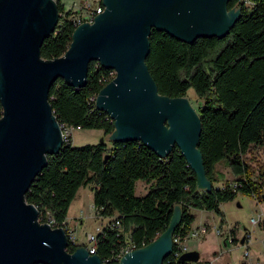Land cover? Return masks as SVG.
<instances>
[{
	"label": "trees",
	"instance_id": "trees-1",
	"mask_svg": "<svg viewBox=\"0 0 264 264\" xmlns=\"http://www.w3.org/2000/svg\"><path fill=\"white\" fill-rule=\"evenodd\" d=\"M234 6L241 14L222 37L200 36L189 42L153 27L146 58L161 93L188 96L193 87L198 94L202 121L198 146L211 191L198 184L197 173L178 144L161 156L139 139L65 143L48 155L47 165L26 190L25 198L37 205L43 221L50 212L61 222L78 189L91 185L96 214H117L124 227L121 234L112 228L99 233L96 252L104 264L120 246L132 242L134 248L141 247L165 231L175 204L181 206L182 216L174 230L173 249L163 264H192L179 259L175 240L176 233L184 239L191 231L194 208L214 210L224 221L221 203L239 192L264 198V165L256 167L247 156L254 145H264V0H229L228 8ZM58 7L62 10L60 0ZM74 30L69 15L61 16L56 29L44 39L41 56L63 55ZM97 63L90 62L85 85L59 77L50 88L49 99L58 120L74 127L103 128L110 135L115 124L94 100L114 76L101 80L104 73L113 71ZM221 164L230 169L232 177ZM138 179L149 183L143 194L136 193Z\"/></svg>",
	"mask_w": 264,
	"mask_h": 264
},
{
	"label": "water",
	"instance_id": "water-1",
	"mask_svg": "<svg viewBox=\"0 0 264 264\" xmlns=\"http://www.w3.org/2000/svg\"><path fill=\"white\" fill-rule=\"evenodd\" d=\"M228 1L104 0L106 8L93 23L75 28L66 52L47 59L41 45L58 24V1L0 0V264H102L99 254L83 246L67 250L64 229L40 222L39 209L25 198L48 155L63 146L50 88L59 77L85 85L92 60L117 70L96 99L114 118L111 140L139 139L161 156L178 144L198 184L211 191L198 146L201 116L188 96L159 91L146 58L153 27L189 42L226 35L241 14L238 7L229 9ZM181 216L175 204L167 229L126 252L120 264H163ZM199 258L198 249L179 255L182 261Z\"/></svg>",
	"mask_w": 264,
	"mask_h": 264
},
{
	"label": "rangeland",
	"instance_id": "rangeland-1",
	"mask_svg": "<svg viewBox=\"0 0 264 264\" xmlns=\"http://www.w3.org/2000/svg\"><path fill=\"white\" fill-rule=\"evenodd\" d=\"M73 1L74 0H61L66 9H69L72 6ZM188 94L192 104L197 109L200 101L197 92L191 87ZM102 137H104V140H106L108 144H111L112 140L109 135L104 133L103 128H86L77 126L73 130V144L75 145H82L88 142H98ZM247 156L256 167L260 164L264 165V145H254L247 153ZM220 168L226 171L229 177H232L233 174L228 167L221 164ZM144 182L148 183L143 179L137 180V194H143L148 188L147 186H143V184H146ZM93 200V187L91 185H82L78 189L77 194L73 198L69 207L67 216L70 218L71 223L76 226L79 241L81 243H89L87 241V233L95 232L96 227L107 219V217H104L105 219H103L96 214ZM221 208L226 220L223 223L224 229L228 232L229 229L234 228L235 231H233V233L236 234L237 231L238 237L235 236L233 241L229 239L227 240V243H225L224 239L226 237L222 234L218 236L216 233V227L221 223V215L214 210L194 208V212L196 213V219L194 221L195 227L202 226L201 222L210 226L208 230L205 233H201L199 237L192 236L190 233V236L186 238V243L189 244L188 248L190 250L194 248L200 250L201 256L199 261L202 263H208L210 259H215L217 261L215 258V252L221 249L223 255L218 258L219 264H226V261H229V264H237L239 257H242V253H244L242 244L237 243L241 237L240 235L245 230L244 226L253 229L254 237L259 235L260 227H255L251 222V219L253 217H259L260 213L258 212L260 207L255 195L239 192L235 198L222 202ZM80 217L85 218L83 223L79 221ZM230 257H232V260H230ZM262 263L264 264V257L262 258Z\"/></svg>",
	"mask_w": 264,
	"mask_h": 264
},
{
	"label": "built area",
	"instance_id": "built-area-1",
	"mask_svg": "<svg viewBox=\"0 0 264 264\" xmlns=\"http://www.w3.org/2000/svg\"><path fill=\"white\" fill-rule=\"evenodd\" d=\"M58 1V0H57ZM61 2V0H60ZM63 5L62 10H59V17L61 16H66L69 15V18L71 19L72 23L74 24L75 27L79 26L83 22H89L93 23L95 21V17L103 12L104 10H101V0H74L72 3V6L69 9H66L64 4L61 2ZM59 18V20H60ZM100 63V62H99ZM98 64V63H97ZM105 78H112V72H106L103 74L101 77V80L104 81ZM96 102V100H94ZM106 118V115H105ZM107 119V118H106ZM59 125L62 129V135H63V145L68 142H73V130L74 126L70 125L64 121L59 120ZM37 206V205H36ZM38 208V207H37ZM101 218L105 219L104 217H107L105 222H101L97 227L95 232H88L87 233V241L89 243H81L79 241V237L77 234V228L74 226L70 219L66 218L61 222H58L55 217L48 212L46 219L43 221L42 217H40V211H39V216L38 220L40 222H49L53 225H61L63 228L68 229V236H69V244L70 246H85L89 253H97L94 252L93 250V241H98L99 233L104 232L105 228H112V229H117L118 234H121L123 232V223H122V218L115 214L113 216H103L102 214H97ZM253 223H258L260 221V217L256 218L253 217L251 219ZM218 233H224L221 228H217ZM232 229L228 234L225 236L226 240H231L235 238L232 234ZM194 235L198 234V231L193 232ZM185 239V237H184ZM184 239L181 237L179 233H176V243L178 245V249L176 250V254L180 255L183 251L188 250V245L184 241ZM251 240V231L249 229L245 230L244 233V242L242 245L244 246V256L248 258L251 254L250 252V245L249 242ZM240 243V242H238ZM135 244L132 242H128L119 248H117L115 251L113 250L112 253L106 257V264H120L121 258L125 255L126 252L133 250ZM264 254V250H263ZM208 264H217L216 262L211 261ZM247 264H253L251 262H247ZM255 264H260L259 261Z\"/></svg>",
	"mask_w": 264,
	"mask_h": 264
},
{
	"label": "crops",
	"instance_id": "crops-1",
	"mask_svg": "<svg viewBox=\"0 0 264 264\" xmlns=\"http://www.w3.org/2000/svg\"><path fill=\"white\" fill-rule=\"evenodd\" d=\"M144 183H146V182H144ZM143 186H149V183H146V184H143ZM148 189V188H147ZM147 189L145 190V192L147 191ZM144 192V193H145ZM264 196V195H263ZM257 202H258V205H259V207H260V210H259V212L258 213H260L259 214V217H260V221L258 222V223H253L252 221V223H253V225H255V227H260V229H259V235L258 236H256V237H254V233H253V229L251 228H248L247 226H244V229L246 230V229H249L250 231H251V240H250V242H249V245H250V252H251V254H250V256L248 257V258H246L245 256H244V253H242V257H239V259H238V261H237V264H247V262H251V263H253V264H255V263H257V261H259L260 262V264H263L262 263V258L264 257V254H263V250H264V198L263 199H261V200H258L257 199ZM204 211V210H203ZM205 212V211H204ZM67 218L68 219H70L68 216H67ZM195 219H196V217H195ZM84 220H85V218H83V217H80V219H79V221L81 222V223H83L84 222ZM195 221V220H194ZM193 221V223H192V229H191V231L187 234V236L185 237V242H187L186 241V238L187 237H189L190 236V233H191V235L192 236H197V237H199V235L201 234V233H205L207 230H208V228H209V226L210 225H207L206 223H204V222H201V224H202V226H196L195 227V222ZM226 220L224 219V221H221V223H220V225H218L217 227H216V233L218 234V236L220 235V234H222L224 237L228 234V232H230L231 231V229H229L228 230V232L224 229V225H223V223L225 222ZM199 225V224H198ZM238 226V225H237ZM217 228H221L222 230H223V232L224 233H218L217 232ZM245 230L242 232V234L240 235L241 237L239 238V240H238V242H240V240H241V238H242V236L244 235V233H245ZM195 231H198V234L197 235H194L193 234V232H195ZM235 231V230H234ZM232 234H233V236H236V237H238V233H237V231H236V234L235 233H233L232 232ZM226 239H224V242L225 243H227V241H225ZM237 242V243H238ZM241 243V242H240ZM187 245H188V247H189V244L188 243H186ZM236 244V243H235ZM242 244V243H241ZM242 247H243V249H244V246L242 245ZM194 249H197V248H194ZM199 250V249H198ZM200 251V250H199ZM244 251V250H243ZM223 251H221V249L219 250V251H216L215 252V258L217 259V261L215 260V259H210L209 261H208V263H210L211 261H213V262H216L217 264H219V262H218V258L220 257V256H222L223 255V253H222ZM200 256H201V252H200ZM230 260H232V257H230ZM198 262V263H197ZM208 264V263H202V262H200L199 260L198 261H196V262H192V264ZM226 264H229V261H226Z\"/></svg>",
	"mask_w": 264,
	"mask_h": 264
},
{
	"label": "bare ground",
	"instance_id": "bare-ground-1",
	"mask_svg": "<svg viewBox=\"0 0 264 264\" xmlns=\"http://www.w3.org/2000/svg\"><path fill=\"white\" fill-rule=\"evenodd\" d=\"M105 8H106V4H105V2H104V0H101V10H105ZM78 27V26H77ZM77 27H75V28H77ZM96 62H100L99 60H95ZM100 64L101 65H103L101 62H100ZM104 66V65H103ZM107 68V67H106ZM107 69H110V70H112L113 72H112V75L115 77L116 76V74H117V70L115 69V68H107ZM97 99V98H96ZM97 105V104H96ZM100 109V108H99ZM100 110H102V109H100ZM102 111H105V110H102ZM106 113H108L107 111H105ZM108 115L111 117V119L113 120V122H114V118L111 116V114L110 113H108ZM50 155V154H49ZM46 223H49V222H46ZM49 224H51V223H49ZM52 225V224H51ZM54 227H62L61 225H54ZM63 228V227H62ZM64 229V231H65V235H66V238H67V246H66V249H71V248H73V249H76V248H78V247H81V246H70V245H68L69 244V236H68V229L67 228H63ZM173 241H174V236H173ZM176 241V240H175ZM96 244H97V241H93V250H94V252H96ZM83 247H85V246H83ZM135 247V246H134ZM86 248V247H85ZM87 249V248H86ZM135 249V248H134ZM93 254V253H92ZM102 259V258H101ZM102 264H104V262H103V260H102Z\"/></svg>",
	"mask_w": 264,
	"mask_h": 264
}]
</instances>
